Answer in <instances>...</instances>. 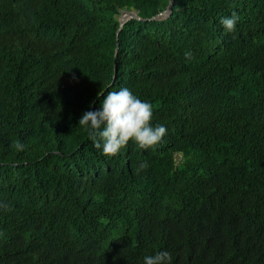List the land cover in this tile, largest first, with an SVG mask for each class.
Masks as SVG:
<instances>
[{"label":"trees","instance_id":"obj_1","mask_svg":"<svg viewBox=\"0 0 264 264\" xmlns=\"http://www.w3.org/2000/svg\"><path fill=\"white\" fill-rule=\"evenodd\" d=\"M170 3L0 0V264H264V0ZM122 87L167 132L108 157L78 119Z\"/></svg>","mask_w":264,"mask_h":264},{"label":"clouds","instance_id":"obj_2","mask_svg":"<svg viewBox=\"0 0 264 264\" xmlns=\"http://www.w3.org/2000/svg\"><path fill=\"white\" fill-rule=\"evenodd\" d=\"M239 19V14L232 11L221 17L219 24L225 32L234 33ZM185 58L191 59L192 53L186 51ZM152 118V105L131 89L122 87L104 95L98 109L85 111L78 119V126L87 131L88 139L100 154L113 157L130 141L144 150L159 144L167 128L164 124H153ZM15 147L23 150L24 146L17 143ZM147 167V162L139 165L140 170ZM142 264H171V254L166 250L145 254Z\"/></svg>","mask_w":264,"mask_h":264},{"label":"water","instance_id":"obj_3","mask_svg":"<svg viewBox=\"0 0 264 264\" xmlns=\"http://www.w3.org/2000/svg\"><path fill=\"white\" fill-rule=\"evenodd\" d=\"M174 1L175 0H171V3L169 5V7L167 8V10L155 17H153L151 20H163V19H166L168 17H170V15L172 14L173 12V7H174ZM126 16H128L126 18ZM132 19H137V20H140V21H144V19H142L138 13L136 11H122L121 14H120V19H119V22H120V28L118 30V34L123 30L125 24L132 20ZM116 58H117V55H116Z\"/></svg>","mask_w":264,"mask_h":264},{"label":"bare ground","instance_id":"obj_4","mask_svg":"<svg viewBox=\"0 0 264 264\" xmlns=\"http://www.w3.org/2000/svg\"><path fill=\"white\" fill-rule=\"evenodd\" d=\"M128 16H126V18H127Z\"/></svg>","mask_w":264,"mask_h":264},{"label":"rangeland","instance_id":"obj_5","mask_svg":"<svg viewBox=\"0 0 264 264\" xmlns=\"http://www.w3.org/2000/svg\"><path fill=\"white\" fill-rule=\"evenodd\" d=\"M119 18V17H118ZM120 19V18H119Z\"/></svg>","mask_w":264,"mask_h":264}]
</instances>
